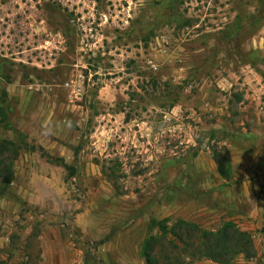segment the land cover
Listing matches in <instances>:
<instances>
[{
  "label": "rangeland",
  "instance_id": "1",
  "mask_svg": "<svg viewBox=\"0 0 264 264\" xmlns=\"http://www.w3.org/2000/svg\"><path fill=\"white\" fill-rule=\"evenodd\" d=\"M4 138L0 264H147L166 217L264 264V0H0Z\"/></svg>",
  "mask_w": 264,
  "mask_h": 264
},
{
  "label": "trees",
  "instance_id": "2",
  "mask_svg": "<svg viewBox=\"0 0 264 264\" xmlns=\"http://www.w3.org/2000/svg\"><path fill=\"white\" fill-rule=\"evenodd\" d=\"M25 145L9 138L0 140V197L8 192L14 181V164ZM226 156L229 162L230 158ZM215 159L223 177L229 179V169L220 163L218 155ZM150 227L151 231L157 229V232H150L142 244V255L147 264H184L187 258H207L227 264L238 255L256 254L252 234L232 221L225 222L217 230H210L194 221L166 217L152 219Z\"/></svg>",
  "mask_w": 264,
  "mask_h": 264
}]
</instances>
